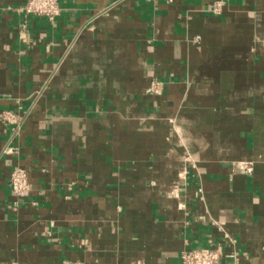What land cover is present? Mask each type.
Returning <instances> with one entry per match:
<instances>
[{"label":"crops","instance_id":"1","mask_svg":"<svg viewBox=\"0 0 264 264\" xmlns=\"http://www.w3.org/2000/svg\"><path fill=\"white\" fill-rule=\"evenodd\" d=\"M26 1L0 0V264H264V0Z\"/></svg>","mask_w":264,"mask_h":264},{"label":"built area","instance_id":"2","mask_svg":"<svg viewBox=\"0 0 264 264\" xmlns=\"http://www.w3.org/2000/svg\"><path fill=\"white\" fill-rule=\"evenodd\" d=\"M145 1L154 2L157 0ZM227 1H215L208 9V12L213 15H220ZM61 11L59 0H27L16 9L17 13L45 17L51 23L61 14ZM149 92L160 94L162 92V83L156 80L152 81ZM3 119L12 124L15 130H18L21 126L22 121L20 117L13 112L3 113ZM243 169L247 174L253 173L254 162H245ZM9 185L17 204L31 188L27 171L21 166L14 167L10 175ZM221 259L222 253L217 249L211 248L187 250L181 255L182 264H221Z\"/></svg>","mask_w":264,"mask_h":264}]
</instances>
